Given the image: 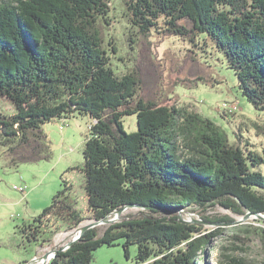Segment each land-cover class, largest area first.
<instances>
[{"label": "trees", "instance_id": "1", "mask_svg": "<svg viewBox=\"0 0 264 264\" xmlns=\"http://www.w3.org/2000/svg\"><path fill=\"white\" fill-rule=\"evenodd\" d=\"M108 3L0 0V98L13 107L11 114L0 111L6 166L52 159L44 124L74 115L91 120L81 168L87 213L74 207L72 186L63 180L50 205L19 232L27 241H35L43 228L54 237L64 224L70 230L127 205L139 206L137 215L109 225L101 235L87 230L49 264H91L98 249L120 240L126 258L136 246V264H205L209 241L222 230L203 234L201 227L180 222L177 212L220 205L242 217L264 214V172L258 170L264 149L258 153L248 143L246 148L231 141L210 119L164 106L152 91L143 98L146 77H159L151 71L149 48L140 51L130 73L116 76L99 30V24L107 25ZM125 9L141 35L155 30L193 47L205 36L202 41L225 57L242 97L264 115V0H126ZM131 115L137 129L129 134L122 119ZM259 133L264 136V128ZM213 221L234 223L229 217ZM232 228L236 242L240 232L248 233ZM230 246L239 249L235 242ZM230 250L221 246L212 264H246Z\"/></svg>", "mask_w": 264, "mask_h": 264}, {"label": "rangeland", "instance_id": "2", "mask_svg": "<svg viewBox=\"0 0 264 264\" xmlns=\"http://www.w3.org/2000/svg\"><path fill=\"white\" fill-rule=\"evenodd\" d=\"M125 1L109 0L107 25L103 27L99 24L114 74L121 77L130 73L135 66L134 60L138 61L141 52L149 48L154 64L151 71L162 80L157 75L156 80L146 77L145 82L148 84L143 90V98H147L149 91H152L162 105L197 112L216 123L231 141L240 142L244 147L248 143L252 150L261 153L264 149V136L259 132L264 128V115L255 111L242 97L237 77L228 67L225 57L209 40L202 41L205 37L203 35L198 38L200 46L197 48L175 36L160 37L155 30L146 36L139 34L129 22ZM112 48L114 54L110 51ZM144 71L147 72L146 68ZM224 103L236 105L239 110L237 107H229L230 114L225 115L222 107ZM0 111L11 114L13 107L0 98ZM90 122L88 117L74 115L65 119L63 124L58 120L44 124L42 129L53 154L50 161L9 168L0 150V264H26L53 249L59 250L78 234L82 226L93 222L91 219L85 220L70 230L64 224L61 232L54 237L43 228L35 241H27L19 232L23 225L31 223L50 205L55 193L62 188L63 180L72 186L74 207L83 214L87 213L81 168L84 162L82 151ZM122 125L126 133H134L137 129L136 116L124 117ZM71 168H74L73 171H68ZM258 170L264 172V165ZM20 187L25 188V191H19ZM139 212L140 208H128L120 214H111L107 220H115L116 223ZM177 214L181 220L201 227L203 234L222 230L218 238L209 241L207 255L202 258L203 263L212 264L219 257L221 246H229L231 250L228 254L238 260L246 264H264V239L260 236L261 230H264V214H246L242 217L220 205L192 212L178 211ZM220 217H229L234 223H214L213 219ZM109 225H98L95 229L101 235ZM232 227L246 229L248 233L240 232V241L236 242L230 238L235 235ZM233 242L239 249L232 250L230 245ZM118 243L114 247L98 249L91 264H136V246L129 247V257L126 258L121 247L122 240Z\"/></svg>", "mask_w": 264, "mask_h": 264}, {"label": "water", "instance_id": "3", "mask_svg": "<svg viewBox=\"0 0 264 264\" xmlns=\"http://www.w3.org/2000/svg\"><path fill=\"white\" fill-rule=\"evenodd\" d=\"M141 208V207H139V206H132V205H127V206H125V207H123V208H121V209H119V210H117V211H115V212H113V213H116V214H120V213H122L125 209H128V208ZM113 213H111V214H113ZM110 214V215H111ZM110 215H108L107 217H109ZM249 215V214H248ZM250 215H256V216H260V215H258V214H250ZM107 217L106 218H104V219H102V220H99V221H93V222H91V223H88V224H85L84 226H82L79 230H78V234L71 240V241H69L63 248H61V249H59V250H57V249H53V250H51V251H49V252H47L46 254H44L43 256H42V264H49V262H50V260L52 259V258H54V256L56 255V253L58 252V251H62V250H65V249H67V248H69L72 244H74L75 242H77L80 238H81V236L87 231V230H89V229H92V228H95L96 226H98V225H103V224H113L114 222H115V220H107ZM179 221L180 222H185V221H183V220H181L180 219V217H179ZM33 262V261H32ZM34 263V262H33ZM33 263H30V264H33Z\"/></svg>", "mask_w": 264, "mask_h": 264}, {"label": "built area", "instance_id": "4", "mask_svg": "<svg viewBox=\"0 0 264 264\" xmlns=\"http://www.w3.org/2000/svg\"><path fill=\"white\" fill-rule=\"evenodd\" d=\"M222 107L225 110V112H227V113H229V107H237L238 108V106H236V105H233V104L229 105L227 103L222 104ZM238 110H239V108H238ZM60 122L63 124L65 122V120L61 119ZM60 128L62 129V126ZM14 189H16V188L14 187ZM18 190L21 192H24L25 188L20 187V188H18Z\"/></svg>", "mask_w": 264, "mask_h": 264}, {"label": "crops", "instance_id": "5", "mask_svg": "<svg viewBox=\"0 0 264 264\" xmlns=\"http://www.w3.org/2000/svg\"><path fill=\"white\" fill-rule=\"evenodd\" d=\"M47 248H48V247H47ZM47 248H46V249H47ZM40 249H41V250H44L42 247H40ZM32 261H33L34 263H37V264H42V257H41V258H37V259H35V260L33 259ZM32 261H31L30 263H33ZM30 263H26V264H30ZM34 263H33V264H34Z\"/></svg>", "mask_w": 264, "mask_h": 264}]
</instances>
